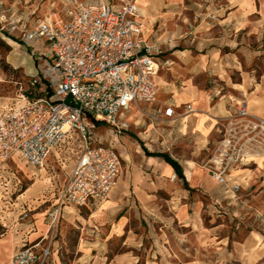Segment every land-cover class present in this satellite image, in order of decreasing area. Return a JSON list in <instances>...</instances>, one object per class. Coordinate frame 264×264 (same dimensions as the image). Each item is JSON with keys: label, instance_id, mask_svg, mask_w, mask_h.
Instances as JSON below:
<instances>
[{"label": "rangeland", "instance_id": "374dc122", "mask_svg": "<svg viewBox=\"0 0 264 264\" xmlns=\"http://www.w3.org/2000/svg\"><path fill=\"white\" fill-rule=\"evenodd\" d=\"M138 3L146 33L159 43L158 96L119 116L124 126L100 122L93 132L94 142L112 145L121 155L119 178L124 182L106 201L63 205L57 213L79 151L76 139H65L44 169L24 160L0 162V195L11 200L29 191L21 209L25 205L40 213L34 216L40 236L17 250L49 243L59 264H264V185L253 184L256 175L249 172L257 167L250 165L234 181L240 183L235 191L218 184L203 167L207 144L203 151L186 146L183 119L177 129L161 115L177 92L181 97L210 95L213 103L227 97L225 109L230 110L229 97L264 90V0ZM73 4L0 0V39L10 47L0 48V112L21 103L22 94L38 96L46 89L42 76H35L38 61L32 56L34 68L29 47L20 38L22 29ZM14 57L26 61V71L11 63ZM176 129L179 141L173 137ZM214 129L207 133L209 140ZM142 146L189 159L197 175L185 184L176 174H165V161L148 156ZM260 163L256 172L264 180ZM20 214L27 217L25 210Z\"/></svg>", "mask_w": 264, "mask_h": 264}, {"label": "built area", "instance_id": "2783aa9c", "mask_svg": "<svg viewBox=\"0 0 264 264\" xmlns=\"http://www.w3.org/2000/svg\"><path fill=\"white\" fill-rule=\"evenodd\" d=\"M72 1L71 9L53 11L22 29L44 94H22L21 103L0 112V162L24 160L44 169L65 139L78 141L57 213L63 205L109 198L122 157L114 146L94 142L93 132L100 122L124 126L119 116L153 103L159 91V43L146 33L138 0ZM228 105V116L215 123L203 167L229 186L235 172L264 162V117L252 115L245 99L229 97ZM161 115L170 118L176 111L165 105ZM239 186L234 182L229 189ZM38 246L23 245L8 264H59L51 244Z\"/></svg>", "mask_w": 264, "mask_h": 264}, {"label": "crops", "instance_id": "0c3cea01", "mask_svg": "<svg viewBox=\"0 0 264 264\" xmlns=\"http://www.w3.org/2000/svg\"><path fill=\"white\" fill-rule=\"evenodd\" d=\"M26 51L27 54H29L28 56L33 62L35 68L33 57L30 55L29 50ZM12 62L16 68L19 66L24 68V64L26 63L24 60H18V57H14ZM31 72H33V70ZM263 91L264 90L257 89L252 93H244L245 97L241 98L245 99L249 112L252 115L264 117ZM175 92H177V90ZM217 100L218 101L216 103H213V97L210 95L207 97H201L197 94H184V96L181 97L177 92L176 96H173L167 101L168 104H166L174 107L176 115L164 119L176 124L177 129L180 128L178 125H180L179 122L183 119L185 129L188 132V136L186 137L188 144L185 145L195 149L200 148V150L203 151V148L209 141V134L207 133L211 131L213 127H215V123L217 121H223V118L228 116L229 111L225 109L228 101L227 97H222ZM188 105L191 106V110H186V106ZM179 113L180 115L183 114L184 117L181 119L178 118ZM177 129L176 133L173 134V137L179 141L180 134L178 133L179 131ZM176 159L184 167V173L187 177V180V172L190 173L193 178H195L197 174L193 168V165H190L191 161L189 159L183 160L180 157H176ZM252 165L257 167V169L249 170V172H251V176H253V174L256 175V178H253V184H258L260 182V186L262 187L264 185V180H262L261 177H259L260 175L256 172V170H261L260 165H262V163L258 161ZM161 167L164 169L165 174L170 176L175 174L172 167L168 163L164 162ZM247 170L248 169L245 168L241 171L235 172L233 177L234 180L230 182V186L233 185L234 181L237 179H241L243 176L242 174H247ZM213 181L216 180L214 179ZM28 192L29 191H24L17 198H11V200H8L9 195H0V225L2 226V229L0 230V264H8L11 255L15 253L19 246H21L24 242L35 240L41 234V230H37L39 221L36 220V217H34L40 213L30 209L31 207L27 208L24 205L22 206L23 209H21L20 206V202L28 198ZM23 210L27 212V217H21L20 213Z\"/></svg>", "mask_w": 264, "mask_h": 264}, {"label": "trees", "instance_id": "16d2710c", "mask_svg": "<svg viewBox=\"0 0 264 264\" xmlns=\"http://www.w3.org/2000/svg\"><path fill=\"white\" fill-rule=\"evenodd\" d=\"M3 46L10 50L9 45H7L2 39H0V48H2ZM143 149L148 156L161 157L166 163H168L172 167L176 176L181 179L185 184H187L188 181L186 179L184 169L177 159L173 158L168 152H150L146 147H143Z\"/></svg>", "mask_w": 264, "mask_h": 264}, {"label": "bare ground", "instance_id": "6f19581e", "mask_svg": "<svg viewBox=\"0 0 264 264\" xmlns=\"http://www.w3.org/2000/svg\"><path fill=\"white\" fill-rule=\"evenodd\" d=\"M11 63H12V60H11ZM188 180H193V177L191 176L190 173L188 174ZM123 182H124V179L120 177V178L116 181L115 185L113 186L112 191H111V194H114V193L116 192L117 186H118L120 183H123Z\"/></svg>", "mask_w": 264, "mask_h": 264}]
</instances>
